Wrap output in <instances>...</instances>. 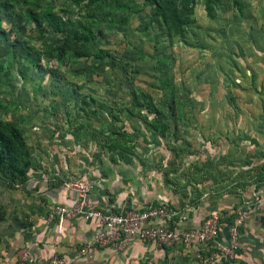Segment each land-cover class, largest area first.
I'll use <instances>...</instances> for the list:
<instances>
[{
	"label": "rangeland",
	"instance_id": "obj_1",
	"mask_svg": "<svg viewBox=\"0 0 264 264\" xmlns=\"http://www.w3.org/2000/svg\"><path fill=\"white\" fill-rule=\"evenodd\" d=\"M163 7L0 0V121L32 161L24 183L0 176V222L18 187L70 177L122 205L217 204L263 183L264 0Z\"/></svg>",
	"mask_w": 264,
	"mask_h": 264
},
{
	"label": "crops",
	"instance_id": "obj_2",
	"mask_svg": "<svg viewBox=\"0 0 264 264\" xmlns=\"http://www.w3.org/2000/svg\"><path fill=\"white\" fill-rule=\"evenodd\" d=\"M100 187L91 189L90 200L101 209L115 211L124 206L142 207L158 202L132 201L122 205L120 203L123 198L110 200L102 185ZM14 194L19 200L18 204L11 207L14 215L8 221L0 222V264H16L17 256L23 248L42 260L56 255L64 256L69 264H199L197 255L200 251L195 248H158L154 243L142 242H133L119 252L102 249L89 258L81 257L78 253L79 245L93 238L99 229L97 222L48 219L52 206L73 203L72 192L61 185L38 182L20 186L18 190H14ZM186 203L192 205L193 209L188 213L183 227L198 228L204 218L217 213L221 216L223 242L227 240L228 227L235 222L237 210L247 211L246 218L239 226L240 246L236 252L235 264H264V181L258 186H249V189L237 197L217 204L202 201L169 204L180 209Z\"/></svg>",
	"mask_w": 264,
	"mask_h": 264
},
{
	"label": "built area",
	"instance_id": "obj_3",
	"mask_svg": "<svg viewBox=\"0 0 264 264\" xmlns=\"http://www.w3.org/2000/svg\"><path fill=\"white\" fill-rule=\"evenodd\" d=\"M63 186L73 193L71 205L57 204L50 208L48 219L96 221L99 229L93 238L79 245L81 257L89 258L102 249L123 251L133 242L154 243L158 248L181 246L195 248L199 264H235L236 252L240 246L239 226L248 212L237 210L235 222L227 230L223 242L221 216L212 213L204 218L198 228H186L183 224L193 206L186 203L180 209L165 201H158L142 207H122L105 210L91 203L92 185L87 179L70 178ZM16 264H69L64 256L56 255L48 260L33 256L23 248Z\"/></svg>",
	"mask_w": 264,
	"mask_h": 264
},
{
	"label": "trees",
	"instance_id": "obj_4",
	"mask_svg": "<svg viewBox=\"0 0 264 264\" xmlns=\"http://www.w3.org/2000/svg\"><path fill=\"white\" fill-rule=\"evenodd\" d=\"M153 5L161 9L162 13L166 10L163 7L164 0H150ZM190 14L191 9L188 10ZM178 23L175 15L172 16ZM33 20L37 23L43 21L55 20L53 14H42L40 17L33 15ZM101 56V54H99ZM99 56V57H100ZM102 57V56H101ZM32 161L27 147L26 140L21 135L20 131L10 123L0 121V176L9 181L11 184L19 182L24 183L28 179L27 169L31 166Z\"/></svg>",
	"mask_w": 264,
	"mask_h": 264
}]
</instances>
